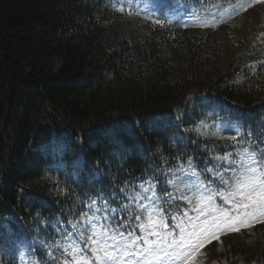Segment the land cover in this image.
Returning <instances> with one entry per match:
<instances>
[{
  "label": "trees",
  "instance_id": "16d2710c",
  "mask_svg": "<svg viewBox=\"0 0 264 264\" xmlns=\"http://www.w3.org/2000/svg\"><path fill=\"white\" fill-rule=\"evenodd\" d=\"M235 1L0 0L2 264H26L9 246L8 228L18 245L41 239L31 243V262L64 264L72 244L57 241L94 199L119 208L146 195L141 185L151 181L163 203L170 172L190 160L205 182V168L223 169L214 158L233 153L234 142L189 130L201 107L219 110L217 124L237 122L239 150L264 149V70H245L242 83L228 73L239 53L243 67L264 50L216 16ZM142 8L148 33L108 48L107 25ZM238 235L228 240L256 262L258 249L246 250Z\"/></svg>",
  "mask_w": 264,
  "mask_h": 264
},
{
  "label": "snow or ice",
  "instance_id": "6c2138e0",
  "mask_svg": "<svg viewBox=\"0 0 264 264\" xmlns=\"http://www.w3.org/2000/svg\"><path fill=\"white\" fill-rule=\"evenodd\" d=\"M224 130L235 134L234 152L214 158L227 161L223 171L205 168L211 177L206 182L198 176L194 181L178 180L183 187L173 184L175 193L166 192L163 203L151 181L147 187L141 185L146 195L119 208L107 203L95 207L93 200L88 205L94 209L92 215L81 213L83 226L72 241L74 255H68L64 264H195L193 250L203 247L202 239H218L221 225L239 231L238 224L264 217V149L239 150L235 144L243 135L239 128ZM187 174L196 175L191 160ZM122 214L128 219L120 220Z\"/></svg>",
  "mask_w": 264,
  "mask_h": 264
},
{
  "label": "rangeland",
  "instance_id": "374dc122",
  "mask_svg": "<svg viewBox=\"0 0 264 264\" xmlns=\"http://www.w3.org/2000/svg\"><path fill=\"white\" fill-rule=\"evenodd\" d=\"M152 10H155V6H152ZM144 9L140 11H128V14L125 18L119 19L112 23H109L104 32V42L108 48H112L120 39L122 38H131L132 36L144 37L148 33L146 30V18L144 15ZM218 16V22L230 27L233 31H242L246 30L250 40L254 42L257 46L264 50V1L257 0H236L229 8L220 11ZM254 55H256L254 53ZM261 62L256 63H247L242 67V54H238L237 62L231 68L230 74L236 76L235 82H241L246 79V72L255 74L258 67H262L264 70V51L260 54ZM226 58V56H225ZM226 62L223 64L222 71L226 73L229 69L230 64L226 58ZM54 69H57L60 65L59 60L53 61ZM244 70V71H243ZM246 70V72H245ZM198 112L203 116V120L191 131L202 136L210 137H231L232 132L225 131V127L231 126L235 128V124L231 125H218L215 123L214 116L219 114V110L214 106H204L198 109ZM190 112L189 114H191ZM184 114V113H182ZM223 157V156H220ZM235 159V157H232ZM225 164V167L228 166L227 161H220ZM183 172L177 171L172 172L169 177L170 186L175 184L177 187H183L177 183L178 180H192L194 181L197 176V172L192 168V172L196 175H188V167H182ZM223 171V169H219ZM174 188V187H173ZM137 198H139L137 196ZM219 203V201H218ZM239 231H233L227 224L221 225V230L217 231L216 235L225 234L223 240L220 243H217L215 249L208 248L206 246L213 237H207L202 239L203 247H198L194 249L195 255L199 254L195 258V264H208L210 258L217 259L216 264H264V217L259 220H251L247 225H237ZM244 230L246 232H244ZM237 232V234H236ZM238 232L243 233L238 235ZM234 234L239 237H243L242 241L246 246L245 249L252 251L258 249V254H255V259H258L256 262L248 263L244 258V253L238 252L237 248L230 243L228 236ZM233 236V237H234ZM28 242H24L19 248L18 252L24 256L28 248ZM208 248V249H205ZM243 248V246H241ZM209 262V264H214V260Z\"/></svg>",
  "mask_w": 264,
  "mask_h": 264
}]
</instances>
